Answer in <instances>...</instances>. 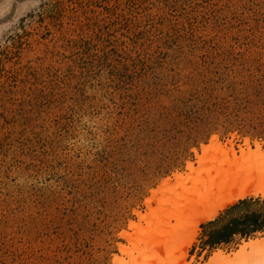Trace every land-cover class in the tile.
Here are the masks:
<instances>
[{
  "label": "rangeland",
  "instance_id": "rangeland-1",
  "mask_svg": "<svg viewBox=\"0 0 264 264\" xmlns=\"http://www.w3.org/2000/svg\"><path fill=\"white\" fill-rule=\"evenodd\" d=\"M213 139L264 151V0H0V264H118L195 231L174 254L205 264L261 238L211 249V219L177 213L193 181L161 191L220 165Z\"/></svg>",
  "mask_w": 264,
  "mask_h": 264
},
{
  "label": "bare ground",
  "instance_id": "bare-ground-1",
  "mask_svg": "<svg viewBox=\"0 0 264 264\" xmlns=\"http://www.w3.org/2000/svg\"><path fill=\"white\" fill-rule=\"evenodd\" d=\"M247 149L243 150L242 148L241 154L237 155V150L235 151L233 147L228 148L213 139L202 147L199 161L202 164L209 155L210 157L214 155L215 159H219L220 165L217 166L218 163H216V167L214 166L215 168L212 169L214 165L212 163L211 168L208 167L210 169L206 170L205 164L206 173L204 174L202 167L196 168L191 164L192 176L177 174L175 183L172 184L169 180L164 184L161 191L172 189L176 183L185 186L187 181H193V186L186 189V195L182 197L177 213L195 217L197 220L196 230L199 223L214 219L220 209L236 200L254 193L264 195V151L260 147ZM230 155L233 156L232 159L228 158ZM209 164L208 166H210ZM199 171H202V176L195 177ZM170 235L156 239L155 248L153 247L151 252L143 251L132 253L125 258L124 255L119 257L118 264H189L183 262L184 258L181 259L179 255L174 254V249L178 247V243H182L180 245L182 247L191 244L196 236V231L192 236L174 237ZM177 250L179 251L180 248ZM127 257H129L128 260ZM205 264H264V235L261 238L244 242L237 252L225 254L221 250L216 251Z\"/></svg>",
  "mask_w": 264,
  "mask_h": 264
},
{
  "label": "trees",
  "instance_id": "trees-1",
  "mask_svg": "<svg viewBox=\"0 0 264 264\" xmlns=\"http://www.w3.org/2000/svg\"><path fill=\"white\" fill-rule=\"evenodd\" d=\"M204 245L213 249L236 237L248 238L264 232V197L247 196L224 208L220 214L202 225Z\"/></svg>",
  "mask_w": 264,
  "mask_h": 264
}]
</instances>
